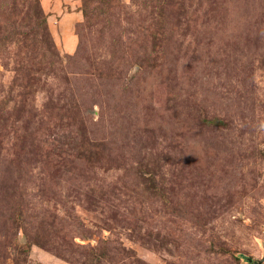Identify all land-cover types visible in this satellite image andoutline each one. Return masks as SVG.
<instances>
[{"label":"rangeland","instance_id":"obj_1","mask_svg":"<svg viewBox=\"0 0 264 264\" xmlns=\"http://www.w3.org/2000/svg\"><path fill=\"white\" fill-rule=\"evenodd\" d=\"M264 0H0V264H264Z\"/></svg>","mask_w":264,"mask_h":264},{"label":"water","instance_id":"obj_2","mask_svg":"<svg viewBox=\"0 0 264 264\" xmlns=\"http://www.w3.org/2000/svg\"><path fill=\"white\" fill-rule=\"evenodd\" d=\"M264 262V254H263V258L259 261V263H263Z\"/></svg>","mask_w":264,"mask_h":264}]
</instances>
